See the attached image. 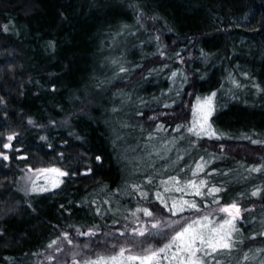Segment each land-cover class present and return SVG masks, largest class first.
Returning a JSON list of instances; mask_svg holds the SVG:
<instances>
[{"label": "trees", "instance_id": "obj_1", "mask_svg": "<svg viewBox=\"0 0 264 264\" xmlns=\"http://www.w3.org/2000/svg\"><path fill=\"white\" fill-rule=\"evenodd\" d=\"M210 94L206 129L184 128ZM165 134L184 140L180 164L163 150ZM261 134L264 0H0V151H9L0 155V264H32L61 230L90 226L99 227L91 255L112 256L131 243L116 229L145 210L180 217L175 227L219 218L207 209L232 199L244 209L231 247L205 245L191 259L264 264ZM120 141L132 153L147 142L149 153L130 161ZM25 164L66 172L26 198L15 183Z\"/></svg>", "mask_w": 264, "mask_h": 264}, {"label": "rangeland", "instance_id": "obj_2", "mask_svg": "<svg viewBox=\"0 0 264 264\" xmlns=\"http://www.w3.org/2000/svg\"><path fill=\"white\" fill-rule=\"evenodd\" d=\"M161 56H163L165 53L164 51H160L159 53ZM177 60H179L183 64L182 56H178ZM133 96V95H132ZM128 95L125 96V99L123 100V104L126 107L127 111H131V108L134 104L133 97ZM211 98L212 104H211V112L214 107V99L213 95H206L202 98L196 99L194 103V112H193V118L191 121L185 123L183 125L184 128H188L190 126L195 127L198 131L201 129V125L204 124V129H206V126L208 123H204L202 117L207 110L206 107L202 108L204 105V102ZM155 99V98H153ZM152 98L150 100H153ZM154 115V114H153ZM210 117V116H209ZM208 117V118H209ZM67 120V115L62 116L59 121L64 122ZM123 123L129 127L131 121H128V119H123ZM138 129L137 127L135 128ZM127 130V129H126ZM203 132V131H201ZM199 131V133H201ZM150 133V132H149ZM197 134V132H195ZM14 133L10 132L6 134V141L4 142V147L9 148L11 146V140H9V137L13 138ZM158 134L150 133L148 136H146V140L151 142H157L159 141L157 138ZM167 135V136H166ZM166 141L164 142L163 150L165 153L171 154L172 153V160L171 164H180L178 156L175 152L181 151L180 145L183 144V139L181 140H175L177 137L171 136L169 137L168 134H165ZM254 138H259V140L264 142V134H261L259 136H254ZM253 138V139H254ZM261 138V139H260ZM197 138L194 139L196 141ZM142 144H139V148H137V152L132 153L128 152L130 151L129 145L126 143V141H120L119 147L122 150V154L128 158V160L136 159L137 157H142L143 154L149 153L147 142L141 141ZM7 145V147H6ZM128 150V151H127ZM9 151L7 149L1 150L0 155L8 158ZM168 154V155H169ZM19 155H23V153H19ZM157 157V156H156ZM176 159V160H174ZM260 159L264 160V152L260 154ZM157 160L158 157H157ZM58 170L51 171V170ZM59 172L65 173L66 170L61 167L58 164H49V165H31V164H25L21 166L20 172L17 174L15 178L16 186L23 192L26 198L29 197L30 192H37L43 189H48L50 187H53L59 183L62 176L59 175ZM235 204L239 208V215L235 218H239L242 215V210L244 209L243 206L240 204L239 200L232 199L230 202L227 203H220L216 206L210 207L207 209L206 213H216L219 212L221 214V217L212 219L200 217L196 218L197 220L194 221L192 224H183L178 223L175 225V227H172L174 224H176L177 221H179L181 218L176 216H170L168 214H156L151 216H145L135 220L134 224L130 226L128 229H124L122 227H118L116 230L120 232L122 238L124 239L123 243L131 242L128 246H124L127 244H120L114 253H112V256H109L111 254H106L104 252H97L95 255H91V233L97 232L99 230V227L97 226H90L85 229H78L75 230V233H70L67 230H61V235L58 237V239L50 244L46 250L35 254L33 256V263L32 264H140V261L137 260H131L129 257H143L146 255H150L151 252H160V249L165 248L166 245H169L172 243L173 237L176 236L178 232L183 231L184 228L189 227V225H192V228L195 232L203 234L206 240L209 238L212 239L213 243L216 242L217 239H219V235H224L225 233H228V230L231 229L232 223L234 221L233 215H230L228 212H223L221 209L223 208H229L231 205ZM234 214V210H233ZM189 219H186V222H188ZM199 223H195V222ZM226 221H231V225L226 224ZM153 225H156V227H153ZM224 225V228L221 229L220 226ZM216 229L217 232H213L212 230ZM143 231L144 235H139V232ZM230 231V230H229ZM192 232H189L186 234V236L183 238V241L177 242V243H186L189 240V237L192 235ZM95 237L99 236L98 234H94ZM162 236V237H161ZM152 237V239H151ZM154 237L158 239L157 241L154 240ZM228 238V236L226 237ZM160 240V241H159ZM136 241V243H134ZM159 241V242H158ZM140 243V244H138ZM135 244H138L137 247H135ZM207 244L201 245L199 240H197V244H195L194 247L203 249ZM123 252V255L121 253ZM200 252H197V254L200 256ZM177 254V248L175 245H173L171 248H168L165 252L160 253L159 256L155 261L152 262V264H181V261H183V264H191V260L187 259V253L181 252L179 256L176 259H173L174 256ZM115 257L116 259L113 260L112 258ZM198 257V256H197ZM206 261H212L216 257L214 255L211 256H203ZM235 257V256H232ZM203 261V260H201ZM252 262L260 261L259 257L257 255L252 256L251 258ZM251 263V262H250ZM234 264H240L235 263ZM252 264V263H251Z\"/></svg>", "mask_w": 264, "mask_h": 264}, {"label": "snow or ice", "instance_id": "obj_3", "mask_svg": "<svg viewBox=\"0 0 264 264\" xmlns=\"http://www.w3.org/2000/svg\"><path fill=\"white\" fill-rule=\"evenodd\" d=\"M213 95H215V94H213ZM211 104H212V100H211V98H208L204 102V105L202 106V108L206 107V109H207L205 111L203 117H202L205 124L207 123L208 117L211 115ZM208 127L210 128V125ZM203 128H204V124L201 125V129H203ZM190 131H192V129H190ZM197 134H199V133H197ZM208 134L209 135H215L214 132H209ZM8 139L11 140L12 137H9ZM6 147H7V145H6ZM51 171L58 172V170H55V169H53ZM59 175L62 176V175H65V173L59 172ZM213 191L216 192V191H219V189H213ZM197 194H199V193H197ZM253 195H257V193L254 192ZM191 207H195V205H191ZM233 210H234V214H233ZM221 211L228 212L230 215H233V219L239 215V208L235 204L231 205L229 208H223V209H221ZM145 215L151 216L152 213L145 210ZM195 223H199V222L197 221ZM225 223L228 225H231V221H226ZM153 227H156V225H153ZM220 228L223 229L224 225H221ZM212 231L217 232L216 229H213ZM189 232H192L193 234L189 237V240L186 243H177V242L183 241V238ZM217 234L219 235L218 232H217ZM139 235H144L143 231L139 232ZM228 235H229L228 233H225L224 235H219V239H217L216 242L213 243L211 238L206 240L205 237L203 236V234L195 232L192 228V225H189V227L184 228L183 231L178 232L176 234V236L173 237L172 243L169 245H166L165 248L160 249L159 253L153 251V252H151L150 255H146L143 257H129V259H131V260H137L138 259L140 261V264H152V262L157 259V257L159 256L160 253L165 252L168 248H171L173 245H175L177 248V254H176V256L173 257V259H176L181 252H185V253H187L186 258L191 260L192 257L196 256L197 252H200L203 250L201 248L194 247L197 240H199L201 245L207 244L208 247L211 248L212 252H215L218 249H228L231 247L228 239L226 238ZM121 255H123V252L121 253ZM112 259L115 260L116 258L113 257ZM181 264H183V261H181ZM191 264H198V260H191Z\"/></svg>", "mask_w": 264, "mask_h": 264}]
</instances>
